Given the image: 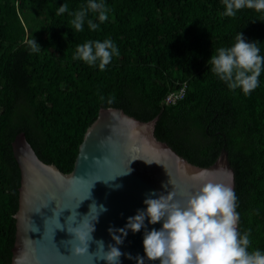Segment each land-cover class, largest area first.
Instances as JSON below:
<instances>
[{"label": "trees", "instance_id": "16d2710c", "mask_svg": "<svg viewBox=\"0 0 264 264\" xmlns=\"http://www.w3.org/2000/svg\"><path fill=\"white\" fill-rule=\"evenodd\" d=\"M87 0H0V264L11 263L20 172L11 143L23 132L39 159L70 173L101 108L148 122L154 136L189 163L207 167L228 153L249 251L264 250V72L250 95L229 90L208 62L240 31L264 55V13L221 17L222 0H105L98 30L76 31L68 13ZM88 18L95 22L96 14ZM41 46L32 52L27 41ZM111 38L119 48L104 70L74 60L77 45ZM185 82L175 104L165 97ZM103 98V99H102ZM109 100L112 102L109 103Z\"/></svg>", "mask_w": 264, "mask_h": 264}, {"label": "water", "instance_id": "95a60500", "mask_svg": "<svg viewBox=\"0 0 264 264\" xmlns=\"http://www.w3.org/2000/svg\"><path fill=\"white\" fill-rule=\"evenodd\" d=\"M156 120L143 122L120 108H101L87 127L73 169L68 174L39 159L25 134L17 133L11 147L20 172V186L18 208L13 215L15 239L10 264H86L84 257L73 256L70 246L62 242L71 238L66 228L52 232L54 218L51 221L45 219L50 218L53 211L75 209L80 203L75 209L79 222L88 214L93 202L105 206L107 210L94 222L93 241L88 246V252L93 253L97 239L104 241L105 250L109 244H114L108 228L123 227L127 217L145 207L143 200L147 193L166 191L161 185L168 179L172 185L169 184L167 190L173 186L177 196L195 190L207 181L230 185L234 189V173L225 148H221L218 158L210 166L193 165L167 143L155 138ZM144 160L152 162L145 163ZM128 167L132 169L130 173L119 175ZM92 183L90 196L84 199ZM71 209H64L58 217L62 225ZM92 215L89 212L87 218ZM145 224L149 230L161 227V222L148 224L147 219ZM143 231H129L117 247L122 253L143 256ZM97 264L105 262L98 261ZM120 264H135V261L121 255ZM146 264H158V261H146Z\"/></svg>", "mask_w": 264, "mask_h": 264}, {"label": "clouds", "instance_id": "9594fccd", "mask_svg": "<svg viewBox=\"0 0 264 264\" xmlns=\"http://www.w3.org/2000/svg\"><path fill=\"white\" fill-rule=\"evenodd\" d=\"M222 4L221 17H234L239 10L245 8L264 13V0H222ZM108 11L105 0H87L86 5L71 12L66 3L56 8L57 15L68 13L72 17L70 23L76 31L84 30L86 20L89 30H98L100 24L109 18ZM89 12L96 14L99 23L88 18ZM27 43L32 52H38L41 48L34 38ZM215 52L216 54L210 55L207 60L211 64V71L229 90L240 89L243 95H250L258 87L259 77L264 72V55L260 54L258 41H248L238 31L231 46L219 47ZM118 55L119 48L115 42L111 38H105L102 41L88 40L77 45L73 59L104 70L113 57ZM183 86L185 94V82ZM176 101L169 104L173 105ZM111 102L109 100V103ZM131 171L128 167L126 172L119 175ZM169 184L172 185L170 179L162 182L161 187L165 192L153 190L147 193L143 200L145 207L137 209L135 215L127 217L123 227L108 228L114 244H109L107 250L104 241L97 239L94 241L95 252H88L89 242L93 241L94 222L107 210L104 205L98 206L95 202L90 204L89 212L93 215L87 218L88 212L79 222V214L75 209L80 203L75 209L63 208L59 212L53 211V215L45 220L51 221L54 218L55 227L52 232L54 229L66 228L71 238L62 242L70 246L73 256L84 257L86 264H97L98 261L120 264L121 255L134 260L135 264H146V261H158V264H264V250L257 248L249 251L250 233H242L238 229L240 214L236 211L237 196L230 185L207 181L195 190L177 196L173 186L171 190H167ZM92 187L93 183L84 199L90 196ZM64 209L72 211L62 225L58 217ZM146 219L148 224L161 222V227L149 230L145 224ZM74 223L76 226H73ZM141 229H144V255L132 256L131 253H122L117 246L123 243L128 232L135 233ZM36 231L39 229L36 228Z\"/></svg>", "mask_w": 264, "mask_h": 264}, {"label": "built area", "instance_id": "2783aa9c", "mask_svg": "<svg viewBox=\"0 0 264 264\" xmlns=\"http://www.w3.org/2000/svg\"><path fill=\"white\" fill-rule=\"evenodd\" d=\"M184 95V86H182L178 91L172 92L166 96L165 102L167 104L174 103L176 100L182 98Z\"/></svg>", "mask_w": 264, "mask_h": 264}]
</instances>
